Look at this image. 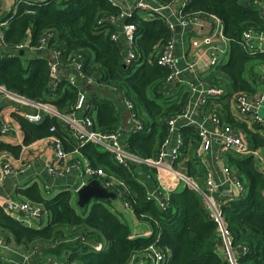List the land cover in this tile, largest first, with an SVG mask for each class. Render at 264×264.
Returning a JSON list of instances; mask_svg holds the SVG:
<instances>
[{
	"label": "trees",
	"instance_id": "16d2710c",
	"mask_svg": "<svg viewBox=\"0 0 264 264\" xmlns=\"http://www.w3.org/2000/svg\"><path fill=\"white\" fill-rule=\"evenodd\" d=\"M24 1L32 5H26ZM152 1L168 4L173 0ZM254 1L192 0L181 13L184 18L218 19L223 26V36L230 42L227 62L214 68L204 79L207 84L215 85V71L228 78V87H223L226 95L217 100L216 105L228 102L232 93L250 94L257 90L246 79L245 72L249 65L256 64L255 81H258L256 69L264 65V53L250 56L240 44L241 35L247 29L264 34V19ZM122 10L123 7L112 5L109 0H21L16 4L14 14L0 16V23L6 21L0 48V86L28 100L51 103L63 115L73 111L77 93L83 89L81 83L71 85L67 78L60 76L53 90L49 58L39 55L42 39L47 33L53 34L47 39L43 53L59 52L64 67H69L78 57L84 78H91L101 89L115 90L130 101L142 131L127 139L126 149L141 159L156 160L168 136L167 122L182 113L189 93L179 90L171 95L172 86L165 84L169 70L157 63L163 44L171 37L166 19L132 10L130 17L113 23L111 19L118 18ZM124 24L136 28V60L130 65L124 62V45L120 40L111 39ZM26 39L27 48L21 50L22 55L20 51L14 52ZM88 103L87 115L94 121L95 131L118 130L120 118L111 101L92 97ZM211 110L220 115L222 109L214 107ZM221 112L227 114L228 107ZM13 118L23 132L22 144L12 146L0 142V157L4 153L18 157L23 146L48 136L59 139L65 153L73 152L75 145L70 130L61 126L55 117L45 116L39 124L29 123L19 114H13ZM227 121L233 129L236 127L231 119ZM52 126L55 130L51 133ZM237 126L244 129L240 124ZM181 136L184 143L181 152L189 146L198 147L194 128H183ZM78 152L94 168H100L124 183V201L138 220L149 224L151 235L132 238L131 228L120 214L108 209L110 200L92 201L86 207L78 208L70 191L63 190L45 199L33 185L19 193L47 211L45 226H26L0 207V234L19 252H34L36 259L41 255L63 259L64 264H131L145 260L147 248L154 246L171 256L168 264H228L215 251L221 237L199 191L184 186L163 197L156 191L152 178L154 171L150 166L132 164L124 168L115 163L110 153L92 143H87ZM225 154L229 167L245 187L243 196L221 205L233 249L241 252V264H264V172L259 170L253 157ZM135 166L151 174L153 188L138 180ZM200 189L204 190L201 186ZM151 192L153 197L148 198ZM159 201L166 203V207H160ZM81 239L89 243L82 244ZM96 242L103 244L100 252L92 248ZM243 248L245 254H242ZM9 257H13L11 253L0 251V264H14L4 260Z\"/></svg>",
	"mask_w": 264,
	"mask_h": 264
},
{
	"label": "built area",
	"instance_id": "2783aa9c",
	"mask_svg": "<svg viewBox=\"0 0 264 264\" xmlns=\"http://www.w3.org/2000/svg\"><path fill=\"white\" fill-rule=\"evenodd\" d=\"M112 5H119L123 7V12L118 18H112L113 23L120 22L126 17H130L132 10H138L148 13L150 16H161L167 21V28L171 32V37L169 41L163 44L158 57L157 63L169 70V75L165 81V84L172 86L171 95H175L179 90L186 87V91L189 93V99L184 106L182 113L176 118H172L167 122L168 125V137L163 142V145H167L168 138L171 134H176L177 125L180 122L183 128L186 127H196V123L192 119L194 111L197 114H201L202 110L208 106V104L213 99H218L226 95V91L219 86L207 87L204 84V77L208 76L209 73L219 65L225 64L228 60L229 53V41L223 36V26L221 22L211 17L213 22V28L210 32L202 34L193 38L190 32V26L196 25L200 27L201 24L198 23L197 17L184 18L181 13L185 7H187L192 0H173L168 4H158L154 1L148 0H134L129 6L124 4H118L117 0H109ZM16 3L21 2V0H15ZM26 5H32L31 2H25ZM253 4L256 5L257 10L264 19V0H255ZM102 20L99 21V23ZM179 26L183 37L189 42L191 49H197L201 46L204 47V52L200 55L194 56L188 52H183L181 55V60L185 63L184 69H180L177 66V58L174 55V48L176 43V36L179 34L175 31V27ZM6 26V21L0 23V40L2 41V29ZM135 26L131 24H124L120 28L119 35L124 40V62L126 65H130L136 60V36L134 35ZM185 29V31H184ZM119 35L113 34L111 39L117 41ZM46 37L42 39L41 45L38 50H45L47 47V39L52 38L53 34H46ZM241 46L242 49L248 53L250 56L264 53V34L255 32L253 29L245 30L241 35ZM27 48L25 43L17 46L14 52L21 51ZM189 48V49H190ZM54 53V52H53ZM59 52H55V60L50 62V71L52 76V89L54 90L59 81V71H60V58ZM208 57V62L205 66H202L204 59ZM74 68L81 77L84 75L81 73L82 62L78 61V57L72 60L70 65ZM262 70V75H259L258 83L255 93L250 94H240L229 96L228 101H232L235 106L236 112L245 117H251L252 122L260 127L264 128V118L260 115L259 111L264 103V65H259ZM191 72L194 74V81L189 82L182 78L183 72ZM86 82L91 84L93 79L86 78ZM71 85H74V80H69ZM0 93H2L8 101L14 103V110L19 112L20 115L29 123L39 124L41 123L45 116L49 115L51 117L58 118L59 120L66 123L68 129L70 130V136L75 147L72 154L79 156L78 159H73L69 164L62 163L63 160L68 159V154L65 153L61 141L53 136L46 137V140L50 142L54 157L49 161L47 165V172L53 177H62L69 173L72 169L76 170L78 173V182L75 187V193L84 185H86L90 180L97 179L103 187L108 190L119 192L122 196L124 195L125 185L124 183L108 174L100 168H94L90 162L82 157L78 149L82 148L87 143H92L100 146L105 152L110 153L116 164L129 168L131 164H145L149 166L160 167L162 165V160L165 158H170L171 161L176 160L180 149L183 147V139L178 136L175 142V148L170 153L160 152L156 160L152 159H141L135 155L128 152V150L122 145L120 141V135L118 132L102 133L95 131L93 129L94 121L85 114V102L86 95L83 91H78L77 101L75 103L73 111L68 114H61L58 112L56 107L51 103H40L28 100L17 94H13L5 91V89L0 86ZM169 95V96H171ZM125 100V99H124ZM126 106L129 109H133L132 103L125 100ZM32 108L33 112L24 111L23 108ZM133 111V110H132ZM82 114L80 116L79 114ZM213 123L212 130H206L202 127L197 129V136L199 140L198 147L195 151V156L200 162H204L205 153L211 148V145L216 142L219 144L221 152H229L238 157H253L257 160L262 168L264 169V152H260L256 149L250 147V145L244 140L239 132L232 128L228 123H225L221 116L212 111L207 115ZM133 133H138L142 131L141 122L136 119L135 115ZM182 128V129H183ZM55 127L52 126L49 131L54 132ZM12 132V127L10 124L1 123L0 127V139L7 136ZM3 157V156H2ZM170 170L175 173L186 186H190L195 190L199 191L206 208L209 210V214L217 226V230L224 242L226 249V262L228 264H241L240 258H237L234 254V249L232 246V239L227 231L226 222L221 213V205L218 204L214 198L215 193L218 190V185L213 181V173L211 170H206L205 173V185L204 190H199L197 184L193 180L180 172L174 170L170 167ZM25 171V166L20 168L13 167L8 161L0 160V185L1 183L9 177L17 176L18 174ZM225 175V184L228 187V192L226 193V201L235 200L243 196L245 192V187L238 176L230 170V168L224 166L222 169ZM159 192V189L156 190ZM148 198L153 197V193H149ZM159 206L164 208L166 203L158 202ZM127 208H130L129 204L124 201ZM0 207L3 208L5 213L24 225L30 226L32 222H38L47 216V211L43 209L42 206L32 203L30 201H7ZM132 237V236H131ZM135 238V237H132ZM82 244H87L84 239H81ZM92 248L96 252H100L103 249V244L101 242L92 244ZM0 251L4 253H11L13 257L5 258L4 260L14 264H31L30 257L32 253H21L19 252L11 242L7 241L3 235L0 234ZM148 253L145 254V260L143 264H168L170 255L163 254L154 246H149L147 248ZM246 253V249H242V254ZM56 261V262H55ZM46 264H61L53 257H49ZM64 264V263H62Z\"/></svg>",
	"mask_w": 264,
	"mask_h": 264
},
{
	"label": "crops",
	"instance_id": "0c3cea01",
	"mask_svg": "<svg viewBox=\"0 0 264 264\" xmlns=\"http://www.w3.org/2000/svg\"><path fill=\"white\" fill-rule=\"evenodd\" d=\"M38 1L46 2L47 0H38ZM133 1L134 0H117L118 4H124L126 6L131 5ZM16 4L17 3L15 2V0H0V16L7 17L11 14H14L16 9ZM196 17L198 19V23H200L201 26L197 27L194 24L190 26L189 30L192 33L193 38L202 36V34H206L210 32L214 25L211 20V17H205V18L202 17L200 18L199 16ZM119 33H120V29L117 34L119 35ZM178 33L179 34H177L176 36L174 55L175 58H177L178 68L184 69L185 63L180 58L183 52H188L190 54H194V56H197L204 52V47L201 46L197 49H191L188 40L183 37L181 29L179 30ZM117 40H120L119 42L122 43L125 47L124 40L120 35ZM27 42L28 39H26L24 43L26 44ZM0 48H2L1 40H0ZM40 51L41 52L39 53V55L43 56L44 54V56H47L49 58L50 62L55 60V55L53 51L49 53H45V52L43 53V51L45 50L43 51L40 50ZM207 62H208V57L204 59L201 65L205 66ZM59 65H60L59 77L63 76L67 78L68 82L71 79L74 80V83L75 82L77 84L81 83L83 87L82 91L84 90L83 92L86 95V102H85L86 115L90 107L88 103L89 98L98 97L101 99L109 100L114 104L116 110H118V114L120 118L119 121L120 125L116 132L119 133L120 141L122 145L126 148V141L133 134L135 118L133 117L134 115L133 111L126 106L125 100L122 97V95L115 90L101 89L99 86L93 84L94 81L91 84H88L86 82V78L80 77L79 73L71 66L64 67L63 65H61V62ZM255 65L254 66L249 65L247 67V72H245L246 79L251 83L254 89L260 85L259 83H257V81H255ZM251 70L253 72H251ZM214 74H215L214 78L217 79V81H215V85H209L204 80V84L207 87L216 86V85H219V87L222 88L228 87L227 85L229 83L228 78L222 72L215 71ZM256 74H257V79H259V75H262L261 68L258 67L256 69ZM182 78L185 79L186 81L192 82L194 81L193 80L194 74H192L191 72L184 71L182 73ZM205 78L206 76L204 77V79ZM185 91H186V87H184V89L183 88L181 89V92L184 93ZM217 100L219 101L220 98L211 100L208 106L205 107L204 110H202L201 114H197L196 110L194 111L192 115V119L196 123L195 125L196 127H192V128H194L196 131L199 127H202L209 131L212 130L213 128L212 120L207 116L209 113L212 112L211 109L216 107L217 109L223 110L224 108L228 107L227 114L221 112L222 110L220 111L221 118L225 122L228 119H231V121L235 123V125L233 124L234 126H236L234 128L237 130V132L241 134V136L250 145V147L260 152H264V144H263L264 128L254 124L252 121L248 123L247 118H243V116H240L236 112L234 103L232 101H228V102L226 101L228 105L225 106L226 102H222V101L221 102L223 104L218 103L216 105L215 102H217ZM14 108H15L14 103L8 101V99L2 93H0V127H1V123H6V124L8 123L12 127V132L7 136L1 138L0 142L12 146H17L22 144L23 132L21 131L19 125L13 118V114L20 115V113L15 111ZM23 110L33 112L32 108L27 109V107L26 109L23 108ZM209 110L211 111L208 112ZM79 115L82 116L81 113ZM47 117H51V116L47 115ZM59 121L62 123L61 126L63 127L67 126L65 122L61 120ZM239 124L242 125L244 129H240V127L237 126ZM182 128L183 127L179 122L177 125L176 134H171L169 136L167 145L164 146L162 144L160 147V152H165V153L172 152V150L175 148V142L178 136L182 137L181 136ZM74 147L75 146H73V148ZM183 147H184V143H183ZM183 147L180 149L176 160L171 161L170 158L167 157L162 160V165L160 167L150 166L154 171V173L152 174V178L156 183V188L159 189V193H162L161 196L165 197L169 192L181 190L182 188H184V186H186L183 180H181L175 173H173L170 170V167L180 172L181 174L191 178L193 182L197 184L198 188H200V186L201 188H204L205 173L206 170L209 169L213 173L214 183L218 185V190L215 193L214 198L218 204H222L223 202H225L227 200L226 193L228 192V187L224 183L225 175L222 169L224 166L230 168L228 165L229 162L227 160V157H225L226 152H221L219 144L214 142L211 145L210 150L205 153L204 162H200L195 156V151L197 148L196 146L195 147L189 146L188 148L186 147L184 151L181 152ZM53 157H54V153L51 144L49 141L46 140V138L37 140L28 146H23L18 157H15L10 153L2 154L0 157L1 161L2 160L8 161L15 168H20L24 165L25 171L18 174L17 176L6 178L1 183L0 206L7 201H15V202L30 201L32 203H35L19 193V190L30 188L33 185H36L38 187L41 196L45 199L52 198L54 195L58 194L63 190H68L72 193L73 202L76 203L77 197L74 190L78 182V173L76 170L72 169L69 173L65 174L62 177L51 176L47 172V165L49 164L48 162L53 159ZM78 158L79 156L69 153L68 159L63 160L62 163L69 164L73 159H78ZM255 162L259 170L261 172H264V169L262 168L261 164L257 160H255ZM134 165H140V164H134ZM135 169L137 172L138 180L139 181L142 180L150 188H153V184L151 183V174L149 172L145 173V171L139 170L138 166H135ZM230 170L232 169L230 168ZM115 193L117 194V198L115 200H110L112 203L111 206L108 207V209L112 213L116 212L120 214L123 222H125L131 228L132 237H149L152 233L149 224L145 223L144 221L138 220L136 216L133 214L131 208H127L125 206L121 194L119 192L118 193L115 192ZM47 222H48V218L46 216L38 222L37 221L32 222L30 227H35V228L43 227L46 225ZM215 251L223 260L226 261V249L222 238H219L217 240V243L215 245ZM240 253H241L240 251L234 250V254L237 258H240ZM33 255H36V253H32V256ZM56 260L59 261L61 264L65 263V260L63 259H56ZM46 261L47 258H44L42 255L40 256V258L37 259L36 257L33 256V264H46ZM133 264H143V262L136 261L133 262Z\"/></svg>",
	"mask_w": 264,
	"mask_h": 264
},
{
	"label": "water",
	"instance_id": "95a60500",
	"mask_svg": "<svg viewBox=\"0 0 264 264\" xmlns=\"http://www.w3.org/2000/svg\"><path fill=\"white\" fill-rule=\"evenodd\" d=\"M179 30L180 27L176 25L175 31L179 32ZM22 53L23 52L20 51V55H22ZM24 109H26V107H24ZM76 197V205L79 208H84L92 201L115 200L117 194L103 187L97 179H92L76 192Z\"/></svg>",
	"mask_w": 264,
	"mask_h": 264
},
{
	"label": "rangeland",
	"instance_id": "374dc122",
	"mask_svg": "<svg viewBox=\"0 0 264 264\" xmlns=\"http://www.w3.org/2000/svg\"><path fill=\"white\" fill-rule=\"evenodd\" d=\"M259 113H260V115L264 118V103L262 104ZM245 118H247L248 123L252 120L251 117H245ZM54 196H55V195H54ZM54 196H53V197H54ZM42 224H43V223H42ZM85 242H88V241H85ZM88 243H89V242H88ZM96 243H98V242H96ZM11 244H13V243H11ZM33 256H34V255H33ZM33 256L31 255V259H30L31 264H33ZM42 256H43V255H42ZM46 258L48 259V257H46ZM55 262H56V261H55ZM132 264H133V263H132Z\"/></svg>",
	"mask_w": 264,
	"mask_h": 264
}]
</instances>
